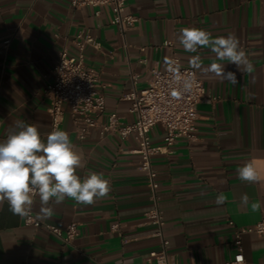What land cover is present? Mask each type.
Listing matches in <instances>:
<instances>
[{"label": "crops", "instance_id": "0c3cea01", "mask_svg": "<svg viewBox=\"0 0 264 264\" xmlns=\"http://www.w3.org/2000/svg\"><path fill=\"white\" fill-rule=\"evenodd\" d=\"M127 4L139 20L122 34L111 21L109 5L97 14L98 7H75L71 0H0V141L15 130L16 121L36 124L42 138L52 131L45 87L53 79L61 49L69 46L74 51L73 38L81 29L98 43L87 45L85 60L99 73L107 112L117 111L124 122L136 118L124 95L134 87H147L153 70L164 69L170 60L173 51L166 40L174 42L184 65L199 55L198 71L208 95L197 106L195 137L181 136L171 153L154 155L152 163L158 172L169 254L183 264H221L238 253L236 230L264 219V0H127ZM189 26L209 31L213 38L235 35L253 71L237 72L230 62L217 61L209 48L185 52L179 35ZM212 63L226 64L227 71L237 73L239 83L209 72ZM100 120L106 121L107 113ZM59 130L66 131L83 154L77 174L82 178L91 172L102 174L111 191L92 205L71 199L50 202L53 215L43 221L64 229L72 221L79 223V233L70 243L45 226L25 224L5 201L0 205V264L146 262L151 251L161 248V239L147 216L155 203L140 167L142 157L132 152L135 138L122 140L117 134L93 130L80 139L68 106ZM151 137L154 144L163 143V125L153 126ZM249 161L260 171L258 182L238 178V168ZM221 193L226 200L217 204ZM245 193L248 205L241 202ZM33 199L38 216L39 197ZM251 202H261V209L252 212ZM114 223L120 224L118 230L112 229ZM242 245L246 259L264 263V237L244 233Z\"/></svg>", "mask_w": 264, "mask_h": 264}, {"label": "built area", "instance_id": "2783aa9c", "mask_svg": "<svg viewBox=\"0 0 264 264\" xmlns=\"http://www.w3.org/2000/svg\"><path fill=\"white\" fill-rule=\"evenodd\" d=\"M71 3L75 7L84 4L96 6L97 14L101 13L100 7L111 6L113 11L111 21L122 34L139 20L129 8L127 0H71ZM10 41L11 39H6L4 46L8 47ZM89 44L98 45L92 34L84 29L79 30L73 38L74 51L69 46L63 47L53 67V79L45 87V93L49 97L47 110L51 116L52 131L59 130L68 106L80 139L86 138L93 130H98L101 135L117 134L122 140L131 136L135 138L137 145L132 152L142 157L140 167L147 175L151 197L155 203L147 216L156 227L155 235L161 239V248L151 251L149 259L140 264H183L168 252L170 241L164 232L165 217L158 202L160 183L152 158L156 154L171 153L181 136L188 139L195 137L197 106L208 95L207 87L198 69L182 64L180 56L175 51L174 42L168 39L165 44L172 48L173 53L166 67L153 70L147 87L142 89L134 87L124 95L131 101L130 111L136 114L135 120L124 122L117 111L107 112L106 94L100 84L99 73L86 64L85 50ZM188 77L195 82L192 90L179 98H174L172 92L181 89L183 80ZM105 113L107 120L101 121L100 116ZM156 124L163 125L165 129L164 141L161 144H154L152 141L151 130ZM24 223L36 227L45 226L66 243L73 241L79 233L77 221L70 222L64 229L43 221L33 210L29 217L24 218ZM119 227V223L112 225L113 230H118ZM244 233L264 237V219L236 230L238 253L234 258L221 264H264L249 261L244 256L242 245ZM92 264L109 263L95 259Z\"/></svg>", "mask_w": 264, "mask_h": 264}, {"label": "clouds", "instance_id": "9594fccd", "mask_svg": "<svg viewBox=\"0 0 264 264\" xmlns=\"http://www.w3.org/2000/svg\"><path fill=\"white\" fill-rule=\"evenodd\" d=\"M179 43L188 53L209 48L217 61L230 62L237 72L253 71V64L233 34L213 38L209 31L189 26L180 30ZM190 66L200 69L201 57H191ZM226 67V64L212 63L207 70L222 81L233 85L239 83L237 73L227 71ZM194 83L191 77L184 79L182 88L173 91L172 96L179 98L190 92ZM82 167L83 154L76 150L66 131L53 130L42 138L36 124L16 121L15 130L0 141V205L7 201L14 215L26 218L33 210V198L38 196L41 205L38 216L49 219L54 212L50 202L60 204L71 199L77 204L92 205L106 198L111 191L110 181L96 172L82 178L77 174ZM237 175L248 183L261 179L260 171L252 161L240 166ZM249 199L245 193L241 202L248 205ZM225 200L222 193L216 197L217 204H223ZM261 207V202L250 204L252 212Z\"/></svg>", "mask_w": 264, "mask_h": 264}]
</instances>
